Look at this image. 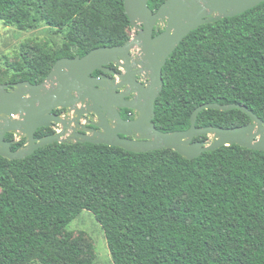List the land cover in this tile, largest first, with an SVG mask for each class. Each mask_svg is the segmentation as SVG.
<instances>
[{"label": "trees", "instance_id": "trees-1", "mask_svg": "<svg viewBox=\"0 0 264 264\" xmlns=\"http://www.w3.org/2000/svg\"><path fill=\"white\" fill-rule=\"evenodd\" d=\"M164 1L147 6L155 12ZM0 22L66 30L59 50L35 46L0 84H41L57 60L122 46L131 31L123 0H0ZM161 78L152 121L160 133L186 131L204 104L240 105L264 123V2L190 32ZM249 123L239 110H205L195 127ZM82 211L103 231L112 264H264V153L232 145L188 161L168 149L61 143L0 157V264H93L66 231Z\"/></svg>", "mask_w": 264, "mask_h": 264}, {"label": "water", "instance_id": "water-1", "mask_svg": "<svg viewBox=\"0 0 264 264\" xmlns=\"http://www.w3.org/2000/svg\"><path fill=\"white\" fill-rule=\"evenodd\" d=\"M149 1L123 0L130 28L136 32L124 45L95 49L82 58L59 59L46 80L38 85L28 82L0 85V157L22 160L42 147L61 143L118 147L135 154L168 149L188 161L197 159L204 152L232 145L264 153V123L240 105H201L192 112L190 127L183 132L163 134L152 122L155 101L163 85L162 68L181 41L198 27L210 23L212 16L216 20L233 18L264 0H165L155 12L148 8ZM134 47L140 49V66L148 73L146 86L137 84L134 72H131L129 51ZM111 64L120 68L123 74L106 70ZM94 72L116 77L93 78ZM57 109L73 112L76 123L80 118L94 116L97 122H89V125L99 133L94 131L92 136L78 138L72 136L68 142L60 140L69 126L53 114ZM205 110H239L250 123L226 130L196 128L197 116ZM120 111H132L136 119L123 120ZM54 125H61L63 131L35 138L37 131ZM7 134L23 136L25 146L12 151V143L5 141ZM209 136H212L209 143L195 141Z\"/></svg>", "mask_w": 264, "mask_h": 264}, {"label": "rangeland", "instance_id": "rangeland-1", "mask_svg": "<svg viewBox=\"0 0 264 264\" xmlns=\"http://www.w3.org/2000/svg\"><path fill=\"white\" fill-rule=\"evenodd\" d=\"M213 20H216L215 16L211 17V21ZM133 32L130 31V37ZM65 35L66 30L56 33L42 22L25 31H19L13 26L4 27L0 22V80H9L13 75L10 65L21 62L23 55L32 57L35 46L49 52L59 50L65 42ZM20 138L22 136H17L16 140ZM211 139L212 136H209L207 143ZM66 231L70 232L74 239L81 240V247L85 255L92 258L93 264H112L103 231L89 212L82 211L68 225Z\"/></svg>", "mask_w": 264, "mask_h": 264}, {"label": "flooded vegetation", "instance_id": "flooded-vegetation-1", "mask_svg": "<svg viewBox=\"0 0 264 264\" xmlns=\"http://www.w3.org/2000/svg\"><path fill=\"white\" fill-rule=\"evenodd\" d=\"M159 32H161V30H159ZM135 33L136 32H133L132 35L135 34ZM132 35H131V37H132ZM129 56H130V64L132 65L131 66V72H134L135 82L137 84L146 86L147 82H148V79H147V74L148 73L140 66V63H142L141 62L142 61L141 60V56L142 55H141L140 49H138L137 47L132 48L129 51ZM105 69L106 70H110L112 73L117 74V75L123 74V71L120 68L115 67L112 64L107 66ZM91 77L100 78V79L104 80L106 78L113 79L116 76H113V75H110V74H106L105 75V74H102L101 72H94ZM53 114L57 115L59 118H61L63 121H65L66 125L69 126L65 130L64 135L61 136L60 140H64V141L68 142L69 139L72 136H75V137L78 138L79 136H82V135L92 136L94 134V131L99 133V130H97L94 127L89 125V122H92V123L93 122L94 123L97 122L95 117L92 116V115H88L86 117H83V119L80 118L79 122L76 123L75 122V117L73 116V112H71L69 110L57 109L56 111L53 112ZM119 114H120V116H121V118L123 120L133 121V120L136 119V115L132 111H120ZM43 130L44 131L48 130L49 133L47 135L38 137V136H36V134H38V131H37V133L35 134V138L40 139V138H43V137H46V136L60 134L63 131V128H62L61 125H54L51 128L41 129L42 132H43ZM119 137L122 138V139H130V140L131 139H135L134 137H124V136H119ZM16 139H17V136L13 135L12 136V141H10L12 143V145L17 143V142H20L22 140H24L25 144H26V139L23 136H22V138H20L18 140H16ZM25 144H24V146H25Z\"/></svg>", "mask_w": 264, "mask_h": 264}]
</instances>
